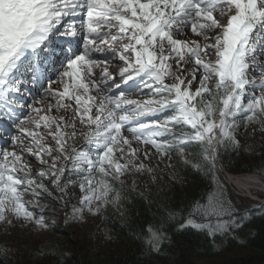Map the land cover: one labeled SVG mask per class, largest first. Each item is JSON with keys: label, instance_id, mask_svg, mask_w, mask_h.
Instances as JSON below:
<instances>
[{"label": "rangeland", "instance_id": "1", "mask_svg": "<svg viewBox=\"0 0 264 264\" xmlns=\"http://www.w3.org/2000/svg\"><path fill=\"white\" fill-rule=\"evenodd\" d=\"M2 1L6 3L5 6L0 4L4 8L6 7L4 16L12 28H25L27 31L29 28H31L30 30L34 29L32 24L35 23V19L32 9L27 8L18 0H0V3H3ZM39 1L41 0H35L34 4ZM86 1H89L88 7L92 8V3L95 0ZM122 1L129 8L128 10H130V6L137 7V2H132V5L126 2L127 0L119 2L122 3ZM23 2L26 3V1ZM50 3L56 5V0L54 3L50 0ZM43 13L46 15V10ZM1 24L2 26L6 25V21L2 19ZM134 27L135 25L132 24L131 32L137 31V26L136 29ZM4 32L8 35L12 34L10 30H4ZM5 33H0V46L9 47V45L15 44L16 42L11 41ZM233 34L239 42L241 39L238 32L234 31ZM225 35L218 36V39L221 38L219 41L223 43L227 41L225 43L227 49L225 46H220L218 40L212 51L206 48L207 43L201 44L202 54L205 55V59L207 57V61H202L201 59H205L197 55L194 60L187 63L185 68L181 61L171 64V53L168 52L166 56L161 53L162 49H166L161 42L158 43L162 46L152 42L151 49L146 47L144 51L141 50L140 59L142 62H145L146 57L152 65H162L157 74L164 78L157 80L163 82L165 79V86L168 85V88L151 86L148 89L149 85L146 82L143 86H146L144 89H148L149 93L143 98L139 97V99L142 98V104L133 114L130 115L126 112L127 114L120 116L127 126L120 130H111L110 137L113 140L111 142L108 140L107 150L90 164L82 162L87 158L84 153L90 143L89 139L95 137V132H99L100 126L102 130H106L109 125L104 122L95 123L97 118L90 106L85 111L83 109L79 111L77 107L78 115H83L81 121L79 119L76 123L74 119H71L73 117L68 111H65L76 106L72 101L67 103L68 96H61L62 107L65 108L62 112L65 114H60L58 110L55 112L51 102L46 105V108L45 106L43 109H40L41 106L36 108V113L32 112L30 115L31 122H27L32 125L24 128L26 132L33 133L34 139H32V143L30 141L29 143L23 142V146L21 145L22 148L25 146L28 157L23 160L21 152L17 156L20 162L14 161L10 155L0 157V194L2 195V202L0 201V250L7 248L13 254L15 264H29L38 257L37 255L44 246L55 244L73 249L76 258L83 264H86L89 257L94 254L95 257L102 258V262L107 261L108 256L123 255L126 248L123 237L108 226V218L113 213L123 215L127 211L128 200L125 196L127 189L138 192L144 198L150 195H164L167 193L165 188L170 190L171 187L179 192L182 190L181 192L184 193L196 190L200 186L198 182L174 177L175 166L180 161L191 162L194 166L212 161L215 164L213 168L217 175L216 188L209 195L205 207L200 209L206 213L204 215H201L200 211L194 213L195 215L187 219V224L207 229L214 236L224 234L230 231L233 226L232 219L228 217V213L232 209L247 210L252 206L263 205V192L254 190V196H250L226 182L227 171L234 175L247 173L228 170L221 161H219V165L213 160L212 150L216 148L217 151L220 143L225 140L238 146L243 156L248 159L253 158L254 154L264 152V70L261 74L249 75L252 77L250 84L247 72L242 71L244 65L236 64L235 49L227 47V44L231 42V36L227 33ZM193 41L195 42V40ZM192 49L194 50L196 47H190V51H193ZM167 56L169 59L166 58ZM225 57L227 61L224 63ZM197 58H200V61ZM260 61L264 65V61L262 59ZM147 63L143 66L149 67ZM152 65L150 67L154 68ZM1 68L2 65H0ZM153 75L150 73L148 76ZM227 78H232L235 87L240 88L234 95L233 113L229 117L228 115L224 116L222 111L212 117L209 109L211 87L217 80L222 83ZM179 87L185 93V101ZM106 89H109L108 86ZM114 90L113 88V98L141 96L139 94L113 95ZM76 91L84 92L80 89ZM57 99L53 98L55 101ZM186 100L189 106L196 111L204 129L198 126L196 116L188 110ZM172 102H178L177 109H167ZM131 107L133 108V106ZM47 113L52 114H49L51 119L46 116ZM2 132L8 135V132L2 130L1 135H4ZM104 139L107 138L104 137ZM175 139L183 142L188 139L202 140L203 143L199 145V155L184 152L182 149H168L170 141ZM2 140H4L3 144L7 143L5 146H10L9 139L2 138ZM2 143L0 149L4 146ZM79 145H81L80 148ZM98 146L100 147L99 141ZM98 153L97 151L95 154ZM86 160H91V158ZM236 162L243 164L245 161L237 158ZM29 168H31V172L28 171ZM255 174L259 175L264 182L262 174ZM2 176L6 179H3ZM19 176L20 178H18ZM18 180L21 187L14 186ZM48 196H51L49 201H47ZM4 197L7 199L5 200ZM254 252L250 249H222L219 257L204 259L192 257L189 264H224L234 258L251 256Z\"/></svg>", "mask_w": 264, "mask_h": 264}, {"label": "bare ground", "instance_id": "2", "mask_svg": "<svg viewBox=\"0 0 264 264\" xmlns=\"http://www.w3.org/2000/svg\"><path fill=\"white\" fill-rule=\"evenodd\" d=\"M23 1H27V0H23ZM28 1L31 2L32 0H28ZM51 1H52V3L55 2V0H51ZM126 2L131 3V4H132V2L133 3L137 2L136 3L137 7L136 6L131 7L130 6L131 4L129 5L130 10H132L136 13H139L141 21H143L145 23V28H144L143 32H145L147 34L149 48L150 49L152 48V41L156 39L157 45L160 46L161 44H159V43L161 42L163 47H166V49H162V50L160 49L161 51H163L161 53H163L164 56H166V54L168 52L171 53L170 54L171 55V64L173 65L175 62L181 61V62H183V68H185L187 63H190L192 60H194V57L197 55H200L205 59V55L202 54L203 52L201 51V49H203L200 47L201 44L207 43L206 48H208V50L212 51V49L214 48V45L216 44V42L218 40V42L220 43V44L219 43L218 44L220 46H225V48H226L225 43L227 41L225 43L219 41V39H221V38L218 39V36L223 37L226 30L229 29L230 26H233V27L236 26V24L241 21V18L243 16L248 15L247 22L240 25L241 33L246 34L247 42L242 41V42L238 43L235 41L233 36H231L230 37L231 42H229L227 44V47L228 48L236 47L235 55H236V57H240L239 61L241 63H244L247 66L246 72L248 73L249 79H252V77L249 75L261 74V72L264 70V65H263L262 61H260L261 59L264 60V58H262L264 56V51L262 50V47L264 46V0H127ZM109 3H110V0H95V2L93 1V3H92L93 5L91 7L93 9H95V11L99 10L103 15L101 22L100 23L98 22V25L102 29V32H100L95 37V39L92 38L89 41V49L86 47V51L82 52V55L85 56V58L80 59V57H78L76 60H73V58L69 59L68 65L66 64V65L62 66V68H61L63 70V72H59L58 74H56L53 77V79L49 82L48 86L43 91L39 92V94H40L39 97H37L33 100H30L28 107L25 109L19 110L16 108V111H17L16 117H14L13 114H8L7 116H9L8 117V124L9 125L0 124V128H3L2 131L8 132V135L6 136V138H7V140L9 139L8 142L10 143V146H5V144H7L6 142L4 144L2 143L4 146H3V148L0 149V157H2V155H6V156L10 155L14 161L17 160L20 162V160L17 159L18 158L17 156L21 152V154L23 155V157H21V158H23V160H24V158H27L28 155L26 153V148H25V146L22 148L21 145L23 142L29 143V141H30L32 143V139H34L33 133H29V131L26 132L24 130V128H28V126L31 124V123L27 124V122H31L32 118L30 119V115L32 114V111L34 113H36V108H39L40 106H41L40 109H43L44 106L46 108V105H49L51 102V104H53L52 108L55 112H56V110H58L60 114L63 113L62 111L65 108L62 107L61 96L62 97L68 96L67 97V103L72 101V102H74V104H76V106L70 107V108L65 110V111H68V113L73 117L71 119H74V121L76 123L78 122L79 119L81 121V116L83 115V114L78 115V112L76 109L79 108V111H80V109H83L85 111L86 109L88 110L89 109L88 106H90V109L93 110L94 115L97 118V122H95V123L99 122V124H100V122L106 123V122L115 121L119 130L127 126V124H125L123 121L124 119H122V118L117 119L115 117L109 116V110L107 108V104H108V102H111L114 111H125L132 106V104H130V103H133L135 100L139 99V97H141V96L131 97V98H127V97L124 98L123 97L121 99L113 98L112 97V90L106 89V87L109 85L110 79H115L121 74H123V77H125V75L134 74V72H128L127 71L128 67H129L128 53H129V48L131 47V45L125 44L123 38H130V40H132L133 42H135V39H134V37L130 36L129 33L127 31H125V29H122L125 27L124 22H133V21H132V18L130 15H128L127 13H124V9H119L115 12L108 11L106 6H108ZM122 3H123V1H122ZM181 5H184L185 8L180 7ZM253 6H256L257 11H254L251 13L250 9ZM124 7H126V5H124ZM127 9H129V8H127ZM258 10H259V12H258ZM110 16L112 17V20L109 18ZM254 18H256V19H254ZM254 20H256L257 25L254 26V28L249 29L248 25L251 22H253ZM55 21L60 22L61 19L56 18ZM1 23H2V20H1ZM106 26H109L111 28V30L106 32L104 30V28H106ZM136 26H137V30H138L140 27V24L136 23L135 27ZM116 28L121 29V30L119 32H116L115 31ZM164 28H168V31L165 32ZM114 36H117V37H114ZM253 38H255L257 40L255 43H253L251 41ZM186 40H187V42H186ZM193 40H195V42ZM45 45H42V46H45ZM190 47H192V48L196 47V49H194V50L192 49L193 51H190ZM206 48H205V50H206ZM155 52H153V53H155ZM214 53H216V52H214ZM161 56H158V57L161 58ZM155 57H157V56H155ZM89 58H94V59L89 60ZM159 58H157V59L159 60ZM166 58H168V56ZM168 59H167V61H168ZM206 59H207V57H206ZM206 59L205 60L201 59V60L207 61ZM84 60L86 62H84ZM226 60H227V58L224 60V63L226 62ZM160 62L162 64V61H160ZM85 63H88L89 67L86 69V75L84 76V80H87V77L90 78V80L84 81L85 83L86 82L87 83L86 84L83 83L82 85H80L86 91L85 94L77 96L74 94L75 90L73 91V87L77 86V84L70 82L67 86H65L67 80H69L71 78L70 73L68 76H66L65 72H67L69 70V67H68L69 65H71L70 67H73L76 64H78L77 70H79V68L83 67L85 65ZM166 64L168 65V63H166ZM160 66H162V65H158V67H160ZM223 67H224V65H223ZM13 68H15V66L12 67V69ZM6 77L9 79L7 81V83H9V82L12 83V80L15 79V78L10 77V75H6ZM244 78H246V77L244 76ZM255 82H257V81H255ZM259 84H258V86H259ZM87 93L91 97L90 102L88 104L85 103V102H87V100L84 99V97H85V95H87ZM138 94H140V92L137 91L135 93L124 94V95H127V96L131 95L132 96V95H138ZM3 97H4V95L2 93H0V102L3 101ZM53 98H58L56 101L59 104L58 103L56 104V101L53 100ZM59 105H60V107H59ZM77 106H79V107L77 108ZM48 108H50V107H48ZM73 110H74V112H73ZM49 114L50 113H47L46 116L49 117ZM63 114H65V113H63ZM50 115H52V114H50ZM120 116L122 117V115H120ZM125 116H127V115H125ZM125 116H124V118H125ZM41 117H43V116H41ZM3 118H6V116H4ZM59 118H60V116H59ZM38 122H40V121L38 120ZM74 123H72V124H74ZM41 125H43V124H41ZM61 125H62V123H61ZM57 126H59V125H57ZM117 127L114 125L115 129H117ZM41 128H43V127H41ZM71 128H73V127H71ZM43 129H45V128H43ZM51 130H53V129H51ZM71 131H73V130H71ZM37 132H39V131H37ZM1 136H3V135H1ZM52 138H54V137H52ZM109 138H111V137H109ZM112 140H113V138H112ZM80 146L81 145H79L78 147L80 148ZM72 147H73V145H72ZM77 153H79V152H77ZM79 154H81V153H79ZM10 167H12V166L10 165ZM10 167H8V168H10ZM28 171L31 172L32 171L31 168H29ZM18 178H20V176ZM3 179H6V178L3 177ZM225 179H226V182L229 183L231 186H234L235 189L237 188V189L241 190L242 192L247 193L250 196H254V194H253L254 190H259L260 192H264V182L262 181L260 176L255 174V173L234 175V174L227 171V174L225 175ZM18 182H19V180L17 181L16 185L14 184V186L21 187L20 186L21 184ZM7 184H9V183H7ZM3 189H4V187H3ZM12 196H14V195H12ZM5 197H4V199H5ZM1 198H2V195L0 194V201L2 202ZM15 200H17V199H15ZM21 201H22V199H21Z\"/></svg>", "mask_w": 264, "mask_h": 264}, {"label": "trees", "instance_id": "3", "mask_svg": "<svg viewBox=\"0 0 264 264\" xmlns=\"http://www.w3.org/2000/svg\"><path fill=\"white\" fill-rule=\"evenodd\" d=\"M224 97V92L220 93L216 89L212 92L209 103L212 117L221 113ZM200 144L185 145L181 149L199 155ZM217 155L228 170L260 173L264 176V152L248 159L238 146L225 140L218 146ZM237 158L245 162L239 164L236 162ZM214 165L212 161L199 166H194L191 162H177L174 177L200 184L196 190L186 193L171 187V191L165 188L167 193L164 195L144 198L138 192L127 189V211L123 215L113 213L108 218V226L123 237L125 253L108 256L105 262L94 254L86 264H189L192 257H219L222 249H250L256 252L224 264H264V204L247 210L232 209L228 217L232 219L233 226L224 234L214 236L207 229L186 223L194 213H206L200 209L205 207L209 195L216 188ZM49 198L51 196L47 197V201ZM43 248L29 264H83L69 247L55 244ZM13 258L7 248L0 250V264H15Z\"/></svg>", "mask_w": 264, "mask_h": 264}, {"label": "water", "instance_id": "4", "mask_svg": "<svg viewBox=\"0 0 264 264\" xmlns=\"http://www.w3.org/2000/svg\"><path fill=\"white\" fill-rule=\"evenodd\" d=\"M215 155H216L215 159L218 161L219 159H218V157H217V154L215 153Z\"/></svg>", "mask_w": 264, "mask_h": 264}]
</instances>
